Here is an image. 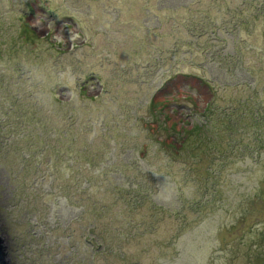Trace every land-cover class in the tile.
Wrapping results in <instances>:
<instances>
[{
    "label": "rangeland",
    "instance_id": "374dc122",
    "mask_svg": "<svg viewBox=\"0 0 264 264\" xmlns=\"http://www.w3.org/2000/svg\"><path fill=\"white\" fill-rule=\"evenodd\" d=\"M261 47L264 0H0L8 264H264L262 144L225 131L228 94H264ZM209 126L224 145L194 148ZM109 161L161 208L84 192Z\"/></svg>",
    "mask_w": 264,
    "mask_h": 264
},
{
    "label": "trees",
    "instance_id": "16d2710c",
    "mask_svg": "<svg viewBox=\"0 0 264 264\" xmlns=\"http://www.w3.org/2000/svg\"><path fill=\"white\" fill-rule=\"evenodd\" d=\"M247 47L248 46H246L244 48L247 49ZM230 57L231 56L229 55L228 58H230ZM241 57H243L242 54H241V56L236 57V59L239 61L238 65L240 64L241 68H244L243 64L245 62L243 61V58H241ZM256 57L259 58L258 63L261 65L260 67L261 68L264 67V47H261L259 49L257 55L254 57L257 60ZM254 67H255V65L252 68H248L249 74L250 73L252 74L251 69L255 70ZM262 69H260V72H259L260 74L263 73L264 69L263 70ZM258 71H256V72H258ZM255 82L258 83V78H256ZM228 95H230L229 104H231L233 106L236 105L238 111L236 112L235 109H233L229 113V119H231V122L228 124L227 128H225V131L231 132L232 134L234 133L233 135H236L237 133L238 134L243 133L242 139H245L246 137L251 139L250 133L253 131L254 135H256L255 138L259 141V143L262 144L259 146V148L257 150V153L259 154V156H257L258 167L263 166V169H264V164H263L264 159H262L263 154H264V146H263L264 142H262V138H264V94H250V95L228 94ZM257 101L260 103L259 106L261 107V109H259V111L256 110V108H258L257 104H256ZM208 114L211 115V113H208ZM224 120H225V117L223 119V122H224ZM219 129H221V128H213L212 126H209L207 133L204 131V132H199V133L195 134V135H197L196 140H198V141L195 142V144H193V147L194 148L197 147V149L200 147L201 149H203L204 152L209 151L210 148H208V146H216L218 144V147L221 148V146H223L225 143V139L223 137L224 128H223L222 132L218 131ZM210 132H213L214 135H210ZM187 136H188V141H187V143H188L189 140H191L190 139L191 135L188 134ZM208 141H209V144H208ZM186 145L187 144H185V143L182 145V146H184L185 150H188L191 148L190 144H189L188 148ZM89 147H90V145H88V147H86L85 150L88 151ZM243 156H250L252 159H254V161H255V157H256L255 155L253 156L252 153H249V155L243 154ZM113 163H114L113 161H109L108 163H103V164H101V163L91 164L93 167V171H95V174L93 173L94 175H92L91 177H88L86 175L87 171L82 170V172L86 175L85 179L82 181V184L84 186L83 187L84 192L89 193L92 189V190H94V192H92V194H97V195L102 194V195H104L103 198H107V196L109 195V192L112 190V192L114 191L117 195L119 193L121 195V197L119 196L120 200L117 201V203H119L120 201H125L124 206L132 208V209L134 208V210H138V209L141 210L142 207L147 208L149 205H151L152 207H154L156 209L161 208V206L159 204H157V202H155V200H153L154 198L152 197V195H150L152 193V191L156 190L154 187L155 184H152V183L149 185L146 184V185H148V187L143 189L142 186L144 183L136 182L133 185L135 187V185L137 184L138 185L137 189L136 190L133 189L134 187L132 186L129 190L128 196H126L124 194V191H123L124 189L121 186H119V185L115 186V183L112 180V178L108 177L109 172L113 168ZM215 164L216 163H213V165H215ZM124 166H126V167L132 166V162L130 164H126V165L124 164ZM210 167L212 168V166H210ZM139 169L141 170V168H139ZM224 169L225 168H221V170H223V173H224ZM139 184H140V187H139ZM214 191L217 192L219 190H217L214 187ZM139 193H141V196L139 195ZM260 199L262 201L261 203H264V194H261ZM96 200H97V198L93 202L94 205L98 203ZM98 205H99V203H98ZM104 206L105 205H101L102 210L106 209ZM245 216H247L246 213L242 214L241 218H244ZM258 231H259L260 239H262V241H264L263 240L264 239V231H262V230L260 231V229H258ZM261 253H263V254H259V255L264 256V250L261 251ZM262 262L263 261L259 260V264H262Z\"/></svg>",
    "mask_w": 264,
    "mask_h": 264
},
{
    "label": "water",
    "instance_id": "95a60500",
    "mask_svg": "<svg viewBox=\"0 0 264 264\" xmlns=\"http://www.w3.org/2000/svg\"><path fill=\"white\" fill-rule=\"evenodd\" d=\"M0 264H8L6 247L2 238H0Z\"/></svg>",
    "mask_w": 264,
    "mask_h": 264
}]
</instances>
